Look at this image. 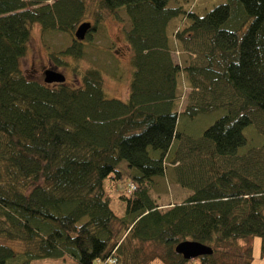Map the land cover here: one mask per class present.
I'll return each instance as SVG.
<instances>
[{
  "label": "trees",
  "instance_id": "trees-1",
  "mask_svg": "<svg viewBox=\"0 0 264 264\" xmlns=\"http://www.w3.org/2000/svg\"><path fill=\"white\" fill-rule=\"evenodd\" d=\"M169 2L99 0L90 22L85 0H0V264L67 256L144 264L137 242L161 246L163 264H250L251 248L236 245L255 236L264 253V0H226L203 15ZM119 9L130 22L125 100L109 98L103 78L106 70L116 77L119 63L101 11ZM183 14L188 23L171 37ZM84 22L91 27L80 40ZM36 24L56 66L91 60L82 72L72 66L81 85L24 75ZM57 33L69 37L59 50L47 43ZM181 76L190 87L182 108ZM215 111L222 115L194 132L190 123ZM167 161L190 194L163 207L151 191ZM186 240L213 253L188 260L175 251Z\"/></svg>",
  "mask_w": 264,
  "mask_h": 264
},
{
  "label": "rangeland",
  "instance_id": "rangeland-1",
  "mask_svg": "<svg viewBox=\"0 0 264 264\" xmlns=\"http://www.w3.org/2000/svg\"><path fill=\"white\" fill-rule=\"evenodd\" d=\"M85 1L89 7L85 21L94 22L93 12L98 9L99 0ZM224 2H226V0H170L169 6H182L186 12L193 11L203 15L215 6ZM101 13L103 18L102 22L105 26L104 29L106 37L104 40L106 43L110 44L109 46H112L110 51L112 52L113 57L118 59L119 63V70L117 71L116 77L112 75L111 70H106L104 72V88L109 98H119L125 100L129 95L132 67L130 65L131 48L125 39L124 33L129 28L130 22L126 12L123 9H119L116 15L107 10H102ZM187 23L188 20L185 18V14L173 19L169 26V35L172 37L177 29L183 28ZM172 41L174 45L175 42L173 39ZM47 43L52 48L59 50L68 45L69 37L62 33L52 34L48 38ZM173 49L177 51V49ZM178 52L179 51L174 52V59L181 62L183 61L184 57L182 56V53ZM49 53L50 52L48 48L46 45H44L40 26L36 24L32 27L27 53L20 59L21 70L28 79L45 83V70L53 69L62 73L66 77V84L70 86H79L81 85L82 81L81 75L79 72L75 73L72 69V66L78 64V68L82 72L93 65L92 62H90V59L88 62L86 60L76 62L73 58L66 57V60L69 63L68 66H56L50 60ZM189 91L190 87L186 77L181 76L179 78V98L177 101L180 105V108L185 105ZM221 115V111L200 115L190 123L191 127L194 132H200L213 124L214 121L217 120ZM166 165L167 175L163 176L162 178H158L156 187L151 191L152 197L155 198L157 203L163 207H167L169 204L182 202L190 194L188 190L183 189L173 180L172 164L167 161ZM121 169L124 172L129 171L126 163L121 164ZM109 192L114 199L112 207L117 211L118 214H122L124 212V205L116 203L119 192L113 188ZM239 245H242L243 248L248 245L251 248V256L253 259L250 264H264V253L262 251V240L260 237H250L248 240L241 239L240 242L238 241V245L236 246ZM136 246L138 249H140V258L145 259L144 264H163V262L157 258V256H160L164 253V249L161 246L155 245L153 243L142 244L139 242L136 243ZM228 249L232 252L237 251L233 247ZM152 257L156 258L151 259ZM224 262L230 264L231 259L224 260ZM32 264H73V261L67 256L64 259H42L35 261Z\"/></svg>",
  "mask_w": 264,
  "mask_h": 264
},
{
  "label": "water",
  "instance_id": "water-1",
  "mask_svg": "<svg viewBox=\"0 0 264 264\" xmlns=\"http://www.w3.org/2000/svg\"><path fill=\"white\" fill-rule=\"evenodd\" d=\"M90 27L91 23H82L75 32L76 38L83 40ZM44 75V82L48 84L63 83L66 80V77L62 73L53 69L45 70ZM175 251L179 254H182L188 260L196 259L198 257L213 253L212 247L194 240H186L179 243L175 247Z\"/></svg>",
  "mask_w": 264,
  "mask_h": 264
},
{
  "label": "built area",
  "instance_id": "built-area-1",
  "mask_svg": "<svg viewBox=\"0 0 264 264\" xmlns=\"http://www.w3.org/2000/svg\"><path fill=\"white\" fill-rule=\"evenodd\" d=\"M130 189L133 190V189H134V186L131 185V186H130ZM108 261H113V260H110V259H109Z\"/></svg>",
  "mask_w": 264,
  "mask_h": 264
}]
</instances>
